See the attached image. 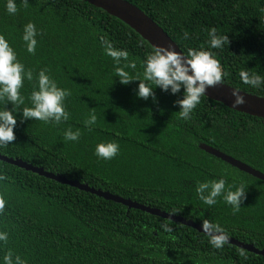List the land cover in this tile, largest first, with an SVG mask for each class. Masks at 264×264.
I'll use <instances>...</instances> for the list:
<instances>
[{"label":"trees","instance_id":"16d2710c","mask_svg":"<svg viewBox=\"0 0 264 264\" xmlns=\"http://www.w3.org/2000/svg\"><path fill=\"white\" fill-rule=\"evenodd\" d=\"M154 19L180 46L215 54L228 75L222 82L264 96V85L241 80L240 72L264 77V0H129ZM0 0V34L17 58L33 72L24 80L22 108L37 74L46 69L59 87L70 90L65 106L69 119L59 124L21 119L17 113L15 140L0 153L22 159L48 171L77 179L158 207L202 224L220 225L225 234L264 248V180L208 153L207 143L264 172V117L237 111L206 94L190 114L179 116L183 89L176 94L153 85L152 97L138 98V80L122 84L101 38L125 49L135 69L154 47L130 25L84 0H16L9 14ZM33 22L38 30L34 53L22 40L23 26ZM212 27L226 34L229 43L210 47ZM189 34L184 39V33ZM125 62L122 61L121 66ZM6 101H0L3 108ZM11 109L12 104L6 105ZM94 112L96 125L84 121ZM80 130L76 141L64 131ZM118 143L110 160L95 155L100 142ZM0 264L11 250L26 264H264V255L226 242L221 248L209 235L157 214L99 196L79 187L10 162L0 160ZM226 185H243L245 197L239 211L221 197L209 206L196 194L197 182L219 179ZM167 225L166 231L161 225Z\"/></svg>","mask_w":264,"mask_h":264},{"label":"clouds","instance_id":"9594fccd","mask_svg":"<svg viewBox=\"0 0 264 264\" xmlns=\"http://www.w3.org/2000/svg\"><path fill=\"white\" fill-rule=\"evenodd\" d=\"M26 3L27 0H24ZM6 12L14 14L17 11L16 0H6ZM38 30L33 22H28L23 26L22 40L26 43L28 53H34L37 45ZM184 39H188L189 34L185 32ZM208 43L211 48H222L229 43L228 35L219 34L215 27L208 30ZM101 45L107 56L111 57L115 67L116 76L120 83L128 84L130 81L138 80L136 96L142 99L152 97L155 102L153 89L156 86L162 91H170L176 94L183 89L182 98L174 101L179 105V116L184 120L190 119V114L200 103L202 96L210 86L222 83L224 77L228 75L221 68L220 61L215 54L204 49L188 48L187 54L181 50L177 51L173 46H156L152 52L147 54L143 61L142 79L140 73L130 75L125 68L135 69L136 63L128 60V52L125 49L114 48L110 41L101 38ZM122 61L125 62L121 66ZM241 80L249 85L259 87L264 85V77L258 73L240 72ZM32 81L33 72L26 69L24 64L17 58V53L10 46L4 35L0 34V101H6L3 108H0V148L10 144L15 140L14 128L17 125V113H22L21 119H33L45 123L59 124L69 119V112L66 110L65 99L71 92L67 88L59 87L56 80L51 78L46 69H41L36 78V84L28 96L29 106L19 108L23 105L25 97L21 94L24 80ZM153 85L155 87L153 88ZM234 106L245 103V98L239 89H232ZM12 104L11 109L6 107ZM89 130L97 123V116L90 113L84 121ZM81 133L79 129L73 131L68 128L64 131V139L76 141ZM119 152V145L116 142H100L95 145V155L104 160H110ZM5 177L0 174V180ZM196 194L206 205L216 203V198L221 197L227 204L232 206L233 213L239 211L241 203L245 197L243 185H226L223 176L219 179L205 180L197 182ZM5 201L0 198V212L4 209ZM166 231H170L167 225H161ZM202 230L209 235V243L214 248H221L228 240L222 227L216 223L203 221ZM7 231H0V242H7ZM2 264H26L20 255H14L11 250L7 251Z\"/></svg>","mask_w":264,"mask_h":264},{"label":"water","instance_id":"95a60500","mask_svg":"<svg viewBox=\"0 0 264 264\" xmlns=\"http://www.w3.org/2000/svg\"><path fill=\"white\" fill-rule=\"evenodd\" d=\"M84 1H88L91 4L98 6L106 10L110 14L122 19L125 23L130 25L139 34H141L146 40H148L154 48L158 45L173 46L177 51L181 50L183 52L180 46L173 40V38L164 30L162 26H160L154 19H152L145 11H143L141 8H139L137 5L130 2L129 0H84ZM234 88L238 89L232 85L222 82L214 86L208 87L206 90V95L214 100L222 102L223 104L237 111H241L259 117H264V96H260L239 89L241 95H243L245 98V103L234 106L232 104L234 97H232L231 95L232 89ZM199 146L208 153L226 161L230 165L238 168L239 170L264 180V172L259 169H256L250 164L241 161L240 159L235 158L207 143L201 142ZM0 160H4L14 165L24 167L28 170L37 172L40 175H44L49 178L56 179L62 183L79 187L82 190L93 192L107 199H112L114 201L123 203L128 207L141 209L153 214L170 218L176 222L183 223L185 225L191 226L193 228L198 229L199 231L204 232L201 228V224L196 223L193 219H186L181 215L167 212L158 207H152L150 205H145L143 203L133 201L131 199H125L117 194H113L110 193L109 191H105L102 189H97L93 186L88 185L87 183L80 182L77 179H69L68 177L60 173H54L52 171H48L44 169L43 167L32 165L31 163H28L19 158L9 157L7 155H3L0 153ZM227 242L242 247L244 249H247L251 252L264 255V248H258L254 244L246 243L244 241L238 240L237 238L228 236Z\"/></svg>","mask_w":264,"mask_h":264}]
</instances>
